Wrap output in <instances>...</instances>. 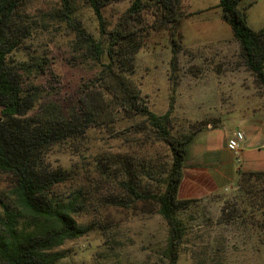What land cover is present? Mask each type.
I'll return each instance as SVG.
<instances>
[{"label":"rangeland","instance_id":"obj_1","mask_svg":"<svg viewBox=\"0 0 264 264\" xmlns=\"http://www.w3.org/2000/svg\"><path fill=\"white\" fill-rule=\"evenodd\" d=\"M131 2L113 0L103 7L106 31L113 29ZM144 2L146 30L134 70L128 76L154 112L164 113L172 105L175 131L195 129L205 121L212 126L219 124L226 97L237 93L238 85L264 95V89L256 85L254 76L242 64L238 42L222 18L219 0H171L181 21L176 33L181 36L182 48L175 71L169 63L170 24L153 15L157 10L155 0ZM72 4L75 21L96 40L105 41L89 4L85 0H72ZM240 5L252 29L264 26V0H242ZM61 6V0L27 1L29 35L19 49L12 51L10 63L20 71L25 92L31 85L42 86L38 106L50 100L82 113L89 95L101 99L94 80L106 55L99 62L87 54L71 23L58 12ZM141 120L116 112L111 103L82 136L54 145L47 152L49 168L66 170L69 176L52 192L68 200L82 190L85 206L76 219L88 227L86 234L55 249L63 255L55 264L169 263L165 220L143 202L130 206L113 202L112 197L121 195L118 180L103 173L106 165L113 166L111 159L117 153L143 152L139 144L145 137L137 126ZM224 128L211 133L217 137L227 126ZM148 148L154 157L168 161L163 143ZM9 180L8 175L0 173V194L8 190ZM143 185L156 189L157 182L145 178ZM244 198L237 193L235 183L223 192L201 197L181 212L186 234L177 264H264L263 208L260 200L250 205Z\"/></svg>","mask_w":264,"mask_h":264},{"label":"trees","instance_id":"obj_2","mask_svg":"<svg viewBox=\"0 0 264 264\" xmlns=\"http://www.w3.org/2000/svg\"><path fill=\"white\" fill-rule=\"evenodd\" d=\"M27 1L0 0V173L10 177L8 190L0 194V264H55L63 256L55 252L57 247L86 234L88 227L76 219L85 206L82 190L68 200L57 198L52 192L54 187L69 176L66 170L49 168L46 154L54 145L82 136L111 103L116 112H123L127 118H142L137 126L145 137L139 144L142 153H117L111 159L113 166L106 165L103 173L107 178H116L120 187L121 195L116 194L112 201L122 206L143 202L147 209H155L168 226V264H177L186 234L180 213L201 198L178 197L186 149L209 122L188 131H175L172 105L164 113L154 112L129 79L146 30V2L131 0L113 29L106 31L103 7L113 0H85L97 17L104 41L96 40L75 21L72 0H61L58 12L71 23L87 54L99 62L106 55L94 80L101 99L89 95L84 112L78 113L50 100L38 106L42 86L31 85L25 92L20 71L10 63L12 51L19 49L29 35ZM241 1L219 0L218 6L238 42L242 64L252 73L256 85L264 89V26L257 30L249 26ZM155 6L153 15L170 24L169 63L175 71L182 48L181 36L176 33L181 21L171 0H155ZM19 65L24 68L23 63ZM156 142L168 149V161L149 152L148 147ZM145 178L156 180V189L145 188ZM236 183L237 193L250 205L260 200L264 226V171H239Z\"/></svg>","mask_w":264,"mask_h":264},{"label":"crops","instance_id":"obj_3","mask_svg":"<svg viewBox=\"0 0 264 264\" xmlns=\"http://www.w3.org/2000/svg\"><path fill=\"white\" fill-rule=\"evenodd\" d=\"M238 86L237 93L226 97L221 122L209 123L188 144L179 198L223 192L236 183L239 171H264V95ZM225 126L217 137L211 133ZM236 129L244 131L245 139L233 152L226 141Z\"/></svg>","mask_w":264,"mask_h":264},{"label":"built area","instance_id":"obj_4","mask_svg":"<svg viewBox=\"0 0 264 264\" xmlns=\"http://www.w3.org/2000/svg\"><path fill=\"white\" fill-rule=\"evenodd\" d=\"M245 139V133L241 129H236L232 136L226 141V146L229 150L237 152L241 142Z\"/></svg>","mask_w":264,"mask_h":264}]
</instances>
